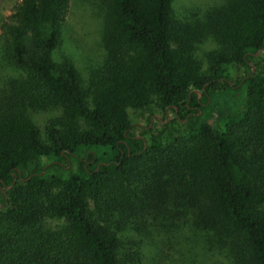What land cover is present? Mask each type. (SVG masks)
<instances>
[{"label": "trees", "instance_id": "16d2710c", "mask_svg": "<svg viewBox=\"0 0 264 264\" xmlns=\"http://www.w3.org/2000/svg\"><path fill=\"white\" fill-rule=\"evenodd\" d=\"M101 3L103 58L87 78L53 61L68 0H17L0 19L16 73L0 93V264H144L131 235L184 228L186 246L224 264H264V70L250 64L264 0L190 14L173 0ZM232 64L248 72L231 84ZM225 94L239 108H217ZM150 105L174 116L146 138L128 110ZM33 112L50 113L42 132Z\"/></svg>", "mask_w": 264, "mask_h": 264}, {"label": "rangeland", "instance_id": "374dc122", "mask_svg": "<svg viewBox=\"0 0 264 264\" xmlns=\"http://www.w3.org/2000/svg\"><path fill=\"white\" fill-rule=\"evenodd\" d=\"M17 0H0V19L10 13L11 6ZM222 0H173V7L177 14H190L203 9L209 5L220 3ZM69 8L66 20L61 30L59 45L53 52V61L60 62L64 57L70 59L82 78H87L91 69L98 67L103 58V48L101 46V25H102V0H68ZM213 47V43L205 42L199 45L196 51L198 58H203V54ZM250 64L256 63L261 70H264V50L258 52L254 58L250 59ZM255 69V66L253 70ZM248 70L240 64L228 66L226 76L232 84L242 78ZM16 73L0 56V93L3 83ZM239 97L231 94L213 97L216 107H226L228 110L239 108ZM50 113L33 112L31 118L39 129L43 130L44 124ZM173 113H164L154 105L142 109H129L128 117L132 123V132L137 135L144 134L146 138L150 134L162 129V126L173 118ZM176 130H181V126L173 124L168 132L177 134ZM150 131V132H148ZM43 136V133H42ZM46 158H42V163H47ZM75 161H69L65 168H75ZM62 223L60 219H49L45 224L50 228H56ZM188 232L186 228L174 231L176 237L166 240L163 235L156 234L154 237H140L137 234L131 238L142 241V259L144 264H224V257L220 255L204 254L199 244L186 246L184 236Z\"/></svg>", "mask_w": 264, "mask_h": 264}]
</instances>
